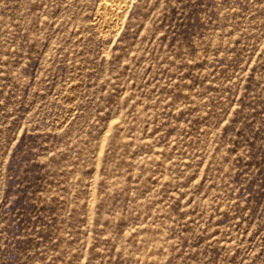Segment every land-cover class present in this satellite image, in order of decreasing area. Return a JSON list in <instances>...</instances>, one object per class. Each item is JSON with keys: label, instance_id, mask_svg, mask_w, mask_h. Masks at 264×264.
<instances>
[{"label": "rangeland", "instance_id": "obj_1", "mask_svg": "<svg viewBox=\"0 0 264 264\" xmlns=\"http://www.w3.org/2000/svg\"><path fill=\"white\" fill-rule=\"evenodd\" d=\"M0 264H264V0H0Z\"/></svg>", "mask_w": 264, "mask_h": 264}, {"label": "bare ground", "instance_id": "obj_2", "mask_svg": "<svg viewBox=\"0 0 264 264\" xmlns=\"http://www.w3.org/2000/svg\"><path fill=\"white\" fill-rule=\"evenodd\" d=\"M112 1V0H111ZM113 1H117V2H121L122 0H113ZM110 17H112L113 16V13H110V14H108ZM112 15V16H111Z\"/></svg>", "mask_w": 264, "mask_h": 264}]
</instances>
